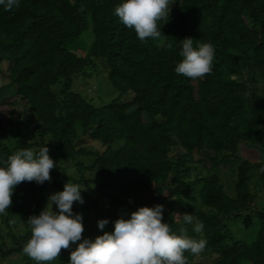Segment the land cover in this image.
<instances>
[{"label": "trees", "instance_id": "obj_1", "mask_svg": "<svg viewBox=\"0 0 264 264\" xmlns=\"http://www.w3.org/2000/svg\"><path fill=\"white\" fill-rule=\"evenodd\" d=\"M119 3L0 8V161L46 144L55 165L42 185L20 182L0 212V264H36L21 251L31 236L26 220L67 182L84 187V203L73 204L82 239L162 204L173 232L206 241L200 254L185 252L186 264H264V0H169L160 37L144 43L114 15ZM186 37L215 49L203 78L174 72ZM242 145L259 161L244 159ZM184 213L203 230L185 224ZM100 219L109 220L103 230ZM236 226L253 235L240 238ZM75 246L44 264H67Z\"/></svg>", "mask_w": 264, "mask_h": 264}, {"label": "clouds", "instance_id": "obj_2", "mask_svg": "<svg viewBox=\"0 0 264 264\" xmlns=\"http://www.w3.org/2000/svg\"><path fill=\"white\" fill-rule=\"evenodd\" d=\"M19 3L20 0H0V8L8 11ZM170 6L169 0H120L114 7V15L144 43L148 38L160 37L157 21L168 17ZM179 43L182 59L174 67L177 75L195 80L211 73L215 56L211 43L194 45L191 37L179 40ZM54 166L46 144L36 151L17 149L6 160L0 161V212L11 205V196L20 182L34 181L42 185L50 181V170ZM258 171L264 173V165ZM83 191L84 187L79 183L67 182L62 191L48 196L38 215L27 218L31 236L22 246L24 255L36 264H44L54 261L62 248L68 249L70 244H75L67 264H186L185 252L197 255L206 246L204 239L184 235L183 230L177 234L169 223L162 222V204L139 207L127 219L122 216L115 219L111 232L104 231L94 239H82L83 217L79 212H73V204L84 203ZM177 215L185 224L193 225L194 232L203 230V222L194 220L192 213ZM108 223V219H100L97 227L103 230Z\"/></svg>", "mask_w": 264, "mask_h": 264}, {"label": "rangeland", "instance_id": "obj_3", "mask_svg": "<svg viewBox=\"0 0 264 264\" xmlns=\"http://www.w3.org/2000/svg\"><path fill=\"white\" fill-rule=\"evenodd\" d=\"M2 82H4V79L2 78L1 80H0V84L2 83ZM108 83V82H107ZM107 83H103L101 80L99 81V83H97V82H95V80H94V82H93V86L95 85V86H97V87H101L102 88V90H103V92L106 90V91H109L110 90V88L108 87V84ZM104 84V85H103ZM91 85V86H92ZM103 86V87H102ZM81 88H84L83 86L81 87ZM91 88V87H90ZM93 88V87H92ZM91 88V89H92ZM240 154H241V156L244 158V159H249L250 161H252L253 163H256V162H258L259 161V153H258V151L256 150V149H250L249 147H247L246 145H242V149H241V151H240ZM200 159V157L197 155L196 156V160H199ZM231 170L230 169H228V170H223L222 172H221V174H223V175H225V173H229ZM224 177V176H223ZM258 187H257V174H255L254 175V177H253V179H252V189L253 190H256ZM261 196L263 197L264 196V193H261ZM234 231H235V233H237V235L238 236H240V238L242 237V238H244V237H246L247 236V238H248V240L251 238V235H253V233L251 234V235H249L246 231H245V229H243V228H240V227H238V226H236L235 228H234ZM251 233V232H250ZM213 257H211V258H203V257H197L195 260H194V262L192 263V264H212V262H213Z\"/></svg>", "mask_w": 264, "mask_h": 264}]
</instances>
